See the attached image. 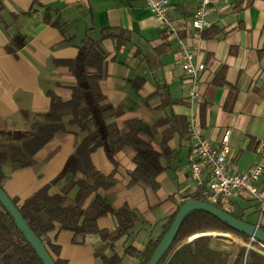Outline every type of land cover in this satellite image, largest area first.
I'll list each match as a JSON object with an SVG mask.
<instances>
[{
	"label": "crops",
	"instance_id": "crops-1",
	"mask_svg": "<svg viewBox=\"0 0 264 264\" xmlns=\"http://www.w3.org/2000/svg\"><path fill=\"white\" fill-rule=\"evenodd\" d=\"M168 3L179 37L199 46V60L206 66L201 73L202 95L195 105L200 131L217 144L222 133L229 129V169L244 171L260 158L257 147L264 141V0L251 3L212 0L200 40L189 34L198 0H168ZM54 22L63 26V33ZM105 28L125 29L129 38L116 47L115 38L101 39ZM87 35L101 39L108 54L99 84L114 105L125 107L119 125L127 119L140 118L146 130H155L156 147H165L170 152L160 158L163 169L156 177L155 189L140 182L127 184L128 172L134 169V164L124 152L116 156L117 167L108 160L102 147L90 155L100 172L110 174L115 170L116 185L100 194L113 207L127 204L142 217V222L133 228L132 237L127 239V243L141 249L150 237L162 232L177 206L195 193L188 160L189 138L168 123L155 127L157 121L166 117L188 118L182 54L175 40L162 33L145 3L0 0V128L25 129L35 117L45 114L50 105L48 91L65 99L70 97L69 85L74 79L54 61L75 57L77 46ZM8 45L15 47L13 53L6 50ZM79 140L69 133L52 137L36 154L34 167L12 172L3 184L4 191L21 203L56 177ZM253 187L264 201V173ZM232 204L233 210L244 219L249 215L253 218L249 222L264 228V211L260 212L258 201L249 191H242ZM97 226L112 230L115 222L104 216L97 220ZM216 234L226 248L243 245L242 238L233 233ZM49 237L59 245L58 257L63 264H104L94 256L97 238L90 239L88 244H73L71 232L58 228ZM121 240L120 246L115 247L118 253H122L126 244L125 238ZM124 257L122 261L126 264H138L135 258L126 261Z\"/></svg>",
	"mask_w": 264,
	"mask_h": 264
},
{
	"label": "trees",
	"instance_id": "trees-1",
	"mask_svg": "<svg viewBox=\"0 0 264 264\" xmlns=\"http://www.w3.org/2000/svg\"><path fill=\"white\" fill-rule=\"evenodd\" d=\"M248 1L251 3L253 0ZM53 25L63 33V26L57 22ZM105 37L115 38L116 47H120L129 35L122 28H105L102 29L101 39ZM101 39H92L87 35L77 46L75 57L54 61L74 79V83L69 85V98L48 91L50 105L45 114L35 117L25 129L0 128L2 189L12 172L34 167L36 154L52 137L69 133L80 138L55 178L21 203L11 198L56 264L64 263L58 257L59 245L49 237V233L56 228L71 232V242L77 245L88 244L90 239L97 238L93 245L94 256L104 264H120L126 255L135 258L138 264H146L176 213L168 217L158 236L150 237L141 249H137L131 242L127 243V239L132 237L135 225L142 222L140 214L127 204L115 208L100 194V191L114 187L117 180L114 178L115 170L104 174L92 163L90 155L97 148L104 149L106 157L115 167L118 166L117 154L124 152L134 164V169L128 172L127 184L140 182L154 189L157 187L156 177L163 169L160 158L170 153L165 147H156L155 130H146L140 118H130L119 125L118 119L125 113V107L114 105L99 84L108 55L101 45ZM14 48L8 45L6 50L13 53ZM164 101L167 99L164 98ZM167 123L189 138L188 118L177 120L172 116L166 117L157 121L155 127ZM191 197L197 198L195 194ZM230 213L245 220L237 211ZM104 216L112 217L114 229H100L97 226V220ZM207 230L231 232L245 241L249 238L211 214L198 211L184 221L173 245L158 264H264V255L258 251L243 245L226 248L219 241L220 236L204 233ZM121 238H125L126 244L122 253H118L115 247ZM0 264H43L1 203Z\"/></svg>",
	"mask_w": 264,
	"mask_h": 264
},
{
	"label": "built area",
	"instance_id": "built-area-1",
	"mask_svg": "<svg viewBox=\"0 0 264 264\" xmlns=\"http://www.w3.org/2000/svg\"><path fill=\"white\" fill-rule=\"evenodd\" d=\"M145 3L158 20V26L167 39L175 40V45L182 54V68L187 82V101L189 105L188 135L191 148L188 154L190 177L195 184L197 199L217 204L226 212H232V201L242 191H249L258 201L260 212L264 211V201L253 183L264 173V141L258 143L260 158L244 171H232L228 166L230 154L229 134L226 129L217 144L205 137L199 128L195 105L200 99L201 73L206 66L199 60V46L179 37V29L172 23L169 15L168 0H139ZM212 0H198L197 7L190 19L189 34L200 40L206 26L208 5ZM239 237V236H238ZM241 238V237H240ZM243 240V246L254 249L264 255V244L253 237Z\"/></svg>",
	"mask_w": 264,
	"mask_h": 264
},
{
	"label": "water",
	"instance_id": "water-1",
	"mask_svg": "<svg viewBox=\"0 0 264 264\" xmlns=\"http://www.w3.org/2000/svg\"><path fill=\"white\" fill-rule=\"evenodd\" d=\"M0 203L11 215L14 223L26 240L33 247L43 264H56L52 256L49 254L41 240L28 226L17 206L12 202L11 197L0 187ZM202 211L211 214L216 219L225 223L232 230L244 234L248 237H253L257 241L264 244V228L258 223H251L246 220L238 219L231 213L222 210L214 204L197 198L188 197L184 199L178 206L176 213L168 227L164 232L152 255L146 264H158L164 257L170 247L173 245L184 221L193 213Z\"/></svg>",
	"mask_w": 264,
	"mask_h": 264
},
{
	"label": "rangeland",
	"instance_id": "rangeland-1",
	"mask_svg": "<svg viewBox=\"0 0 264 264\" xmlns=\"http://www.w3.org/2000/svg\"><path fill=\"white\" fill-rule=\"evenodd\" d=\"M254 216H255V217H254V220H255L258 216H257V214L254 215ZM245 219L248 220V221H252V220H253V218H252L251 216L249 217V215H247V216L245 217ZM213 232H214V233H213ZM218 232H226V231L207 230V231H205L204 233H211L213 236L216 235V237H217L218 235H217L216 233H218ZM229 233H231V232H229ZM218 237H219V236H218ZM121 243H122V240L120 239V240L117 241L116 245H117V246H120ZM124 258H125L126 261H127V260H129L130 258H133V257L126 255ZM121 264H126L125 260H123ZM127 264H128V263H127Z\"/></svg>",
	"mask_w": 264,
	"mask_h": 264
}]
</instances>
